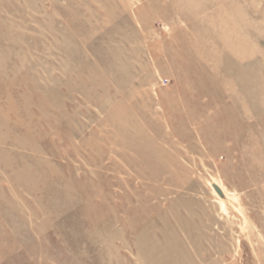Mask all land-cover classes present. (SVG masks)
<instances>
[{"label":"rangeland","instance_id":"1","mask_svg":"<svg viewBox=\"0 0 264 264\" xmlns=\"http://www.w3.org/2000/svg\"><path fill=\"white\" fill-rule=\"evenodd\" d=\"M0 264H264V0H0Z\"/></svg>","mask_w":264,"mask_h":264},{"label":"bare ground","instance_id":"2","mask_svg":"<svg viewBox=\"0 0 264 264\" xmlns=\"http://www.w3.org/2000/svg\"><path fill=\"white\" fill-rule=\"evenodd\" d=\"M211 184H215V186L220 190L221 194L223 197H220L216 192L215 190H213L214 194L217 195V197H219V200H220V207L221 209L225 210V204H224V198H227L228 195H227V191L225 190V187L223 184H221L220 182H217V181H213ZM230 199V198H228Z\"/></svg>","mask_w":264,"mask_h":264},{"label":"water","instance_id":"3","mask_svg":"<svg viewBox=\"0 0 264 264\" xmlns=\"http://www.w3.org/2000/svg\"><path fill=\"white\" fill-rule=\"evenodd\" d=\"M214 188H215V190L217 191V193L219 194V195H221L222 196V194H221V192H220V190L214 185Z\"/></svg>","mask_w":264,"mask_h":264}]
</instances>
